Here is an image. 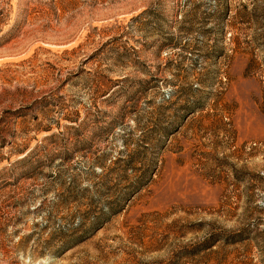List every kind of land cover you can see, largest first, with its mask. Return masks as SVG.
<instances>
[{
    "label": "rangeland",
    "instance_id": "1",
    "mask_svg": "<svg viewBox=\"0 0 264 264\" xmlns=\"http://www.w3.org/2000/svg\"><path fill=\"white\" fill-rule=\"evenodd\" d=\"M6 182L0 264H264V0H0Z\"/></svg>",
    "mask_w": 264,
    "mask_h": 264
},
{
    "label": "trees",
    "instance_id": "2",
    "mask_svg": "<svg viewBox=\"0 0 264 264\" xmlns=\"http://www.w3.org/2000/svg\"><path fill=\"white\" fill-rule=\"evenodd\" d=\"M7 183L8 182H6L4 184L0 183V189H3L4 187H6V185H8ZM100 221L101 220L93 223L92 229L88 232L89 234H91V231H94L95 229H97L99 227L98 225H99ZM89 234H86L85 237H87V235H89ZM263 234H264V228L260 231H257L255 229H250V228H242V229H239L237 231L232 232L229 235V237H231V238L227 242H230V243L248 242L250 244V243H253L255 240L260 239L261 237H263L262 239H264ZM83 237L84 236H82V239H83ZM219 237H220L219 239H222L223 237H226V236L224 234H220ZM219 239H217V240H219Z\"/></svg>",
    "mask_w": 264,
    "mask_h": 264
}]
</instances>
